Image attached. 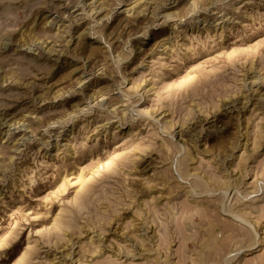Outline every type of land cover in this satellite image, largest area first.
Segmentation results:
<instances>
[{
    "label": "rangeland",
    "instance_id": "obj_1",
    "mask_svg": "<svg viewBox=\"0 0 264 264\" xmlns=\"http://www.w3.org/2000/svg\"><path fill=\"white\" fill-rule=\"evenodd\" d=\"M0 264H264V0H0Z\"/></svg>",
    "mask_w": 264,
    "mask_h": 264
},
{
    "label": "bare ground",
    "instance_id": "obj_2",
    "mask_svg": "<svg viewBox=\"0 0 264 264\" xmlns=\"http://www.w3.org/2000/svg\"><path fill=\"white\" fill-rule=\"evenodd\" d=\"M235 215V214H234ZM256 232V231H255Z\"/></svg>",
    "mask_w": 264,
    "mask_h": 264
}]
</instances>
